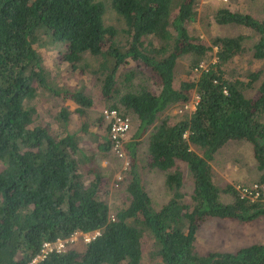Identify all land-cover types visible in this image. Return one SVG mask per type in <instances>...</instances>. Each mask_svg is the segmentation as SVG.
Returning <instances> with one entry per match:
<instances>
[{
	"label": "trees",
	"instance_id": "obj_1",
	"mask_svg": "<svg viewBox=\"0 0 264 264\" xmlns=\"http://www.w3.org/2000/svg\"><path fill=\"white\" fill-rule=\"evenodd\" d=\"M108 1L121 28L105 22L104 0H0V264H28L44 242L91 231L96 234L90 240L49 250L37 264H264V241L206 253L194 246L206 217L264 218V189L252 198L231 183H217L210 163L227 142L250 141L264 185V1L258 17L227 6L213 10L217 23L245 25L257 35L253 55L262 66L246 78L227 69L244 49L243 34L204 40L188 29L196 0ZM39 47L56 50L70 73L84 52L95 55L100 96L109 101L108 108L139 120L125 142L130 158L126 202L112 212L106 177L82 144L88 136L100 151L111 149L109 125L102 131L98 126L96 133L89 129L86 113L93 97L71 79L62 81V67L53 73ZM185 55L186 75L176 86L175 67ZM212 56L215 60L202 67L201 61ZM134 60L150 68L154 88L142 82L119 90V75ZM133 73L126 71L125 80ZM193 91L198 95L193 110L177 119L164 113L187 103ZM40 96L58 101L59 108L46 115L53 108L40 110ZM67 97L77 103L78 123L64 104ZM145 133L147 165L166 172L169 197L159 206L137 168L136 146ZM179 162L192 178L189 193L183 190ZM221 191L231 199L221 200Z\"/></svg>",
	"mask_w": 264,
	"mask_h": 264
},
{
	"label": "rangeland",
	"instance_id": "obj_2",
	"mask_svg": "<svg viewBox=\"0 0 264 264\" xmlns=\"http://www.w3.org/2000/svg\"><path fill=\"white\" fill-rule=\"evenodd\" d=\"M264 0H196V14L193 20H189L187 27L192 34H198L200 38L204 40H209L210 36L215 34H225V35H237L243 34V46L244 49L241 53L236 55V57L227 64L228 72L235 74L241 78H246L249 72L259 69L262 66V61L253 55V44L256 41L257 35L253 34L250 27L234 23H217L213 19V10L220 6H227L232 10L248 12L256 17L262 15V6ZM105 2V12L104 20L107 24H114L118 28L123 26L121 19L118 17L116 12L110 7L109 1ZM124 42L125 35L120 34L118 37ZM43 53L46 64L53 71L56 72L55 68L57 66L62 67L59 58L60 55L56 53L53 48L39 47ZM56 54V55H55ZM215 58L212 56L209 59L202 60V67H206ZM189 62V56L185 55L181 57L175 67V80L174 84L177 86L179 81L183 76L186 75V68ZM87 63V64H84ZM98 64V58L95 55L90 54L88 51L84 52L82 61L78 64V67L74 69L72 73L69 71H63L61 73V80L70 83V79L77 86H82L87 94L93 97L94 103L92 106L87 108L86 119L90 123V130L100 131L104 129L106 125V120L103 116V111L108 109L109 101H106L100 96V73L94 71ZM84 69H83V68ZM128 70H133V77L130 81H126L124 78V73ZM192 73H199L198 69H192ZM150 68L145 65L142 61L134 60L123 67V71L120 73L119 77V90L124 91L127 87L128 89L136 88L138 83H147L151 87H155L152 82ZM71 75V77H70ZM149 78V80H148ZM257 83V82H256ZM255 83V84H256ZM256 88L247 89L246 93L252 95ZM198 95L196 92H192L188 103L189 108L182 109V104H175L168 107L164 113H168L177 119L181 114L188 113L191 105L196 104ZM39 104V109H51V112L46 111V115L51 114L54 110L59 108L53 98L48 96L46 99L40 96L37 98ZM49 104V105H48ZM64 104L68 107L71 112L72 122L78 123V116L75 113V103L72 99L67 97L64 100ZM47 106V107H46ZM195 108V107H194ZM187 110V111H186ZM163 114H161L162 116ZM160 116V117H161ZM100 119L101 121H96ZM100 122V123H99ZM138 118L132 113L131 126L126 133L123 147L126 150L125 142L132 138L137 125ZM99 126V128H98ZM96 133V132H95ZM96 136V135H94ZM96 139L84 136L82 139V144L87 153L92 154L94 157V164L101 170L102 174L106 177L105 187L108 189V194L105 198L109 203L111 212L116 205L125 204L127 197L126 182L129 179L128 173V162L130 158L126 152V156L121 157L117 152L111 147L106 152L100 151L96 147ZM147 133L143 134L139 138V143L137 144V158L138 165L137 168L141 174L142 183L149 193L152 203L154 206H159L167 200L169 197V191L164 185V179L166 172L157 167H149L147 165V159L150 161V156L147 154ZM190 146L199 151V148L190 144ZM127 151V150H126ZM215 172L214 179L217 183L233 184L238 191L241 193V189L245 186H251L257 182L260 184V170L257 168L256 160L253 154V148L250 141L240 139L231 140L224 144L219 150L214 154V157L210 160ZM182 166L184 173V183L183 190L186 192H191L193 188L192 178L188 172L186 165L183 162H179ZM188 198V195L186 196ZM220 199L223 201H229L231 195L227 192H220ZM91 234L95 231H91ZM83 239V234L77 232L73 234L69 239L63 242V248L69 245L78 244ZM264 241V218L263 215L257 216L251 222H243L237 220H230L218 217H206L203 219L196 231V237L194 240V246L200 253H206L209 250H236L238 247L243 245H248L254 242Z\"/></svg>",
	"mask_w": 264,
	"mask_h": 264
},
{
	"label": "built area",
	"instance_id": "obj_3",
	"mask_svg": "<svg viewBox=\"0 0 264 264\" xmlns=\"http://www.w3.org/2000/svg\"><path fill=\"white\" fill-rule=\"evenodd\" d=\"M201 65H202V63H201ZM196 102H197V100H196ZM189 106H190V104L187 102L182 106V108L180 110L189 108ZM194 107H195V104L191 105L192 109H194ZM103 113H104L103 114L104 119L106 120V124L109 125L110 138H111L112 143H113L112 147L117 152V154L119 156L125 157L126 156V150L123 147V142H124L126 133L128 132V130L130 129V126H131L130 117L128 115L120 112L116 108L105 109ZM260 189H264V185L263 184H257V182H255V184H253L251 186L243 187L240 191L242 194H246V195L251 196L253 198L259 194ZM75 233H77V232H75ZM75 233H73V234H75ZM80 233L83 234V239L88 241V240H90L91 237H93L96 234V231L93 234H91L90 232H80ZM69 238H65V239L58 238L54 241L44 242L41 251L37 255H35L28 264H37V262L49 250L55 249L57 251H60V250L64 249L63 248V242Z\"/></svg>",
	"mask_w": 264,
	"mask_h": 264
},
{
	"label": "crops",
	"instance_id": "obj_4",
	"mask_svg": "<svg viewBox=\"0 0 264 264\" xmlns=\"http://www.w3.org/2000/svg\"><path fill=\"white\" fill-rule=\"evenodd\" d=\"M214 217V216H213ZM218 218H220V217H218ZM225 219H230V220H235V219H231V218H225ZM244 246V245H243ZM241 247V246H240ZM239 248V247H238ZM237 248V249H238ZM215 250H217V249H215ZM219 250V249H218ZM229 251H232V250H229Z\"/></svg>",
	"mask_w": 264,
	"mask_h": 264
}]
</instances>
